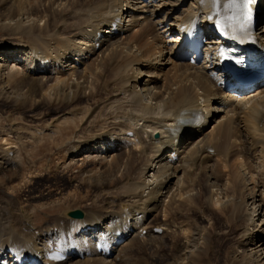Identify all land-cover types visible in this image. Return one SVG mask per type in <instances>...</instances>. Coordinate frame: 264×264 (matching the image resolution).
Listing matches in <instances>:
<instances>
[{
  "label": "bare ground",
  "instance_id": "6f19581e",
  "mask_svg": "<svg viewBox=\"0 0 264 264\" xmlns=\"http://www.w3.org/2000/svg\"><path fill=\"white\" fill-rule=\"evenodd\" d=\"M239 5L263 20L264 0H0V171L32 150L14 192L0 187V264H15L10 249L25 258L17 264H156L141 254L158 229L171 239L160 264H210L211 234L196 220L217 202L227 219L247 209L233 257L264 264V82L229 89L210 54L221 41L207 40L204 58L178 49L186 22L199 17L209 32ZM256 30L264 45V22ZM73 197L88 202L80 219L60 213ZM33 202L57 212L36 226ZM156 212L165 222L152 224ZM54 248L67 259L45 261Z\"/></svg>",
  "mask_w": 264,
  "mask_h": 264
},
{
  "label": "rangeland",
  "instance_id": "374dc122",
  "mask_svg": "<svg viewBox=\"0 0 264 264\" xmlns=\"http://www.w3.org/2000/svg\"><path fill=\"white\" fill-rule=\"evenodd\" d=\"M145 15H148V13L145 14ZM126 22L127 21H125V23ZM83 28L85 29L86 26H84ZM134 31L135 30H131L130 33L134 32ZM159 31H161V30L159 29L157 31L158 34H159ZM130 33L128 35H130ZM168 38H169V36H168ZM1 63L2 62H0V64ZM164 67L165 68L163 69L162 73H160V75H159V81H157L158 84H160V82L163 80V78H164L163 73L164 72L165 73H169V74H170V72L172 73V66H171V64H165ZM65 69H67V68H65ZM42 111L44 112L45 110H41L40 113ZM49 113L47 115H49ZM15 118H16V120L18 122L21 121L20 116H18L17 114L15 115ZM27 119H28V121L26 122V125H29L31 128H34L36 125L37 126L40 125V122H41V124L43 123L42 121H40V122H37V121L34 122L35 119H33V121H32V119H31V121H29L30 118H27ZM47 120L49 121L50 119L47 118ZM5 122H7V121L4 120V114L0 113V125H1V128L4 127L3 130H6L7 124ZM34 124H36V125H34ZM210 127H211V125L210 124H207V126L204 127V130L209 129ZM77 129H79V128H77ZM70 132H68V133H66L64 135H61V133H59L57 135V137H60V136H66L67 137V136H70L69 134H71V136H72L73 132L72 133H70ZM187 138L188 137H186L185 139H187ZM51 142H52V139L46 137V138H43L39 143L41 144V146L45 147V146H50L51 145ZM35 144H37V143H35ZM35 144H33V146ZM31 151L32 150H27V152L26 151L24 152L22 148H19V152L18 153H19V156H22V157H20V162H18V164L15 165L16 168H12V170L11 169H9V170L5 169L4 170V168H3L0 171V182L2 184V185L0 184V187L3 189L4 192H7V190L9 192H11V193L14 192L13 190L12 191H10V190H11L12 186L17 182V180H15L16 177H17V174H20L21 175L23 173L22 170H23V168L25 166V163L27 162V161H24V160H26V157L29 156V154H30L29 152H31ZM47 152L48 151H43L41 154H46ZM37 158H38V156H37ZM232 159H233V157H230V163L233 162L234 159L233 160ZM21 160H22L23 164H22ZM234 161L236 162L237 160H234ZM20 163H21V165H20ZM26 168H27V166H26ZM223 169H224L223 170L224 174L228 172L227 171L228 170L227 168H223ZM235 170H236V166H234V169H232V167L230 169L231 172H233ZM53 172H54V174H56V176H59L60 174H62L61 173L62 171L60 172V169L57 170V171H53ZM49 174L50 173H46V174L45 173L44 174L42 173L41 175H38V176L35 175L34 177H30V178L28 177L29 178L28 179V183L31 184L33 182V180L35 181V180L42 179L46 175H49ZM222 177L223 176L221 175L220 178H222ZM257 179H259V178H257ZM224 180H225V177H224ZM261 180L264 181V179H261ZM237 181H239V178L237 179ZM72 185H74V182L72 183ZM5 189H7V190H5ZM247 193H248V191H246L243 188V184H238L234 188V194L233 195H234V197L236 196V198L239 199V203L240 204H243L244 201H245V196L244 195L247 194ZM228 194L229 195H232V192L228 191ZM219 197L221 199L220 201H222V202L226 200V198L225 199L221 198V195ZM166 202H168V199H167ZM67 203L68 204L64 203L63 201L61 203H59V206H61L60 213L63 210H67V209H70V210H72V209H80V210H82L81 207L83 205H85L86 203H88V202H82V200L75 199L73 197L72 201L70 200ZM218 203L219 202H217V204H215L214 206L210 207L211 210L208 211V212H206V214H208V217L206 219L201 218V219H197L196 220V222H198L197 223L198 225H205L206 227H208L209 232L211 234L212 240H211V244L209 246V249L210 250H213V251H211L210 264H240L239 261L236 260L233 257V254H234V252L236 250H238L240 252V253H238V254H240V257L239 258H242L243 257L242 256L243 255V252H241V250L243 249V245H245L246 242L244 241V242H242L243 245H239L241 243L240 242L241 240L240 241H237L238 240V235L237 234H238V232H239L240 229H242L243 227L247 226L246 223L244 221H241V219H240L242 216H245V218L248 217V215L245 214L247 212V209H245L246 207L245 208L243 207L244 208V210H243L242 206H240V208L242 209L241 211H239L240 212L239 213L240 215L235 212L236 214H238L239 218L236 219V217H238V216H236L235 213H230L228 215V219H227V217L225 215H222V214L220 215L219 214V206H220V203L219 204ZM234 203H235V201H234ZM36 205H37V203H35V202L31 203L32 213H33V218H34L33 219L34 220L33 222L36 224V226H42V224H44V222L47 219L51 218V215L50 214H53V213H56L57 212V211H55V212H47V210H45L43 208L39 210ZM250 207H251V205H250ZM243 211H245V212H243ZM241 212H243V213H241ZM179 213L181 215V213H183V212H180L179 211ZM206 214H203V217ZM233 214H234L235 220L232 217ZM151 219H152V217L150 218V220ZM155 219H156V221H155ZM164 219H163V215L161 213L156 212V215L154 214V217L151 220V222H152V224L158 223L159 220H163L165 222ZM164 222H161L159 224H162ZM241 223H243V224H241ZM156 225H158V224H156ZM142 234L144 235L143 232H142ZM152 235L153 236H157L156 237L157 241L151 243L148 247L144 248V250H143V252H142L141 255H143V257H144L143 258L144 259L143 260L144 263H146V260H148V261H151L152 263L160 264V263H162L164 257L167 256L166 254H169L168 250H169V246H170V243H171V239H170V236L167 235V233L166 234L165 233H155L154 230H153V234ZM160 237H163V238H160ZM178 238H180V237H178ZM128 240H130V237L128 238ZM254 251H256V249ZM151 258H153V261L151 260ZM118 260H119V258H117V261ZM243 262L244 263H241V264H246L247 263L245 261H243Z\"/></svg>",
  "mask_w": 264,
  "mask_h": 264
},
{
  "label": "water",
  "instance_id": "95a60500",
  "mask_svg": "<svg viewBox=\"0 0 264 264\" xmlns=\"http://www.w3.org/2000/svg\"><path fill=\"white\" fill-rule=\"evenodd\" d=\"M69 218L79 219L83 217V212L79 209L68 210L65 213Z\"/></svg>",
  "mask_w": 264,
  "mask_h": 264
},
{
  "label": "snow or ice",
  "instance_id": "6c2138e0",
  "mask_svg": "<svg viewBox=\"0 0 264 264\" xmlns=\"http://www.w3.org/2000/svg\"><path fill=\"white\" fill-rule=\"evenodd\" d=\"M236 2V0H230V3L234 4ZM245 3H247V0H244ZM225 19H230V18H225ZM219 24L220 27H224V23L218 21L217 22Z\"/></svg>",
  "mask_w": 264,
  "mask_h": 264
}]
</instances>
